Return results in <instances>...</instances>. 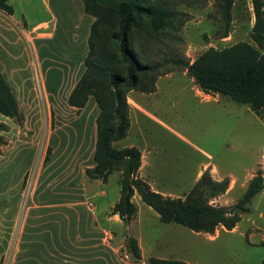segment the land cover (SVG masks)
Returning <instances> with one entry per match:
<instances>
[{"label": "rangeland", "instance_id": "rangeland-1", "mask_svg": "<svg viewBox=\"0 0 264 264\" xmlns=\"http://www.w3.org/2000/svg\"><path fill=\"white\" fill-rule=\"evenodd\" d=\"M30 1L36 3L38 0ZM148 1L172 11L175 16L171 27L148 45L147 56L152 61L181 59L192 63L210 48L223 50L239 43L256 46L252 39L256 22L252 0L234 1L232 25L227 37H223L222 0ZM12 26L15 32L11 52L19 60L20 74L28 76V84L38 91L33 65L26 69L23 63L27 58L34 63L35 55L22 30L16 24L12 23ZM106 31L107 28L103 27V41L106 40ZM145 33L144 39L147 37ZM17 39L21 41L18 43ZM56 44L58 49L49 44L45 53L51 62H62L64 50ZM0 57L8 58L4 42L1 43ZM164 71L152 95L128 92L130 109L136 103L144 111L138 113V118L129 113L132 126L126 144L135 145L144 153L146 180L163 195L174 198L186 195L208 170L216 180H230L229 190L214 203L225 207L235 205L242 199L252 177L258 170H264V119L257 117L248 106L228 97L202 92L183 67L168 65ZM52 85L55 88L56 84ZM24 107L22 105L21 112L26 119ZM29 118L34 120V117ZM0 121L10 127L5 134L7 146L0 156V222L7 221L11 226L15 220L24 219L27 206L33 203H76L67 182L49 180L48 175L37 179L39 173L47 171L49 163H45L50 147L45 142V132L35 142L33 131L24 127L19 132L12 129L19 125L1 114ZM52 156L53 152L50 159ZM74 181L79 186L84 178L77 174ZM87 184L93 189L90 196L97 195L87 204L90 206L94 201L100 210L108 208L121 191L120 176L116 173L112 174L107 186ZM104 191L107 195L101 196ZM134 204L138 212L131 228L124 224L112 230L110 245L115 249L117 264L134 262L128 244L131 236L139 242L147 259L180 260L189 264H264V191L253 199L251 211L242 216L234 230L220 227L213 235L161 222L158 214L139 195ZM8 243L7 261L15 251L14 240ZM62 248V228L53 227L54 252L60 253ZM61 261L57 257L51 259L50 264H60ZM45 263L37 246L35 264Z\"/></svg>", "mask_w": 264, "mask_h": 264}, {"label": "trees", "instance_id": "trees-1", "mask_svg": "<svg viewBox=\"0 0 264 264\" xmlns=\"http://www.w3.org/2000/svg\"><path fill=\"white\" fill-rule=\"evenodd\" d=\"M9 1L0 0V10L13 15L14 8ZM234 1H221L220 13L225 27L223 37L230 33ZM83 4L85 12L94 18L89 38L90 51L85 61V72L71 92L68 105L80 112L89 97H94L99 108L93 157L95 167L86 169L85 175L106 184L112 174L120 172V199L112 213L125 224H130L137 216L133 197L138 194L163 223L182 225L195 233L210 235L220 227L234 230L242 216L251 211L253 199L264 190L262 170H258L251 179L242 199L231 207L214 203L229 190L230 180L216 181L208 171L183 198L165 197L153 191L150 184L139 177L142 166L140 150L136 147L116 148L114 143L124 140L131 126L128 92L154 93L157 81L168 65L185 68L204 93L228 97L248 106L257 117L264 119V0H252L256 17L252 39L256 46L239 43L223 50L210 48L192 63L181 59L157 62L147 56L148 45L171 27L175 18L172 11L151 5L148 0H83ZM103 27L107 28L105 41L101 34ZM0 114L14 120L21 129L24 127L25 117L16 91L2 65ZM9 131V125L0 121V155L7 146L5 134ZM51 153L52 148L49 147L45 163L50 161ZM128 244L137 264H189L157 258L143 262L137 240L128 237Z\"/></svg>", "mask_w": 264, "mask_h": 264}, {"label": "crops", "instance_id": "crops-1", "mask_svg": "<svg viewBox=\"0 0 264 264\" xmlns=\"http://www.w3.org/2000/svg\"><path fill=\"white\" fill-rule=\"evenodd\" d=\"M9 4L14 8L13 15L0 10V48L4 42L8 56L4 59L0 57V63L16 91L20 109L22 110V105L25 106L27 116L24 128L34 132L35 142L38 136L45 132V142L53 152L46 168L49 173L41 172L37 179L48 175L49 180L53 178L67 182L71 187V197L76 203H33L27 206L24 219L15 220L11 226L7 221H1L0 264H35L37 246L40 257L46 261L45 264H50V260L57 257L62 260L60 264H117L119 261L114 247L110 245V239L113 237V227L125 224L118 215L112 213L120 194L103 210H100L94 201L90 206L87 204L97 197L90 196L93 189H89L87 183L91 182L97 187L107 186L112 176L104 184L85 175L86 169L95 167L93 157L97 142L99 108L94 97H89L87 105L80 112L68 105V98L86 69L85 61L90 51L89 38L94 18L85 12L83 0H38L36 3L30 0H10ZM10 22L22 30L24 39L31 45L36 61L33 63L27 58L23 63L26 69H31L33 65L39 84L38 91L28 84V76L27 79L20 74L21 68L17 66L19 60L11 52L14 48L15 30ZM17 41L19 43L21 39ZM56 43L64 50L62 62H51L45 53L46 49L50 48L49 44L51 48L58 49ZM3 50L5 52V49ZM53 83L56 84L55 88ZM143 111L139 104L135 103L131 109L129 104V113H134L135 118ZM29 116L34 117V120ZM12 129L19 132L20 126L14 125ZM129 131L124 140L114 143L116 148L135 147L126 144ZM141 154L139 177L146 180L147 162L144 153ZM85 163L88 164L86 168ZM262 171L264 178V170ZM115 173L121 177L120 172ZM77 174L84 178V182L79 186L74 181ZM150 186L153 191L160 193L151 184ZM100 195L106 196L107 192L104 191ZM137 195L133 197V202ZM36 211L40 213L37 214ZM134 219L125 225L131 228ZM59 226L63 232V248L60 253H55L53 227ZM12 240L15 243V251L11 260L7 261L8 242L12 243ZM138 245L141 249L139 242ZM141 254L143 262L151 259L145 258L142 249ZM128 264L137 263L134 261Z\"/></svg>", "mask_w": 264, "mask_h": 264}, {"label": "water", "instance_id": "water-1", "mask_svg": "<svg viewBox=\"0 0 264 264\" xmlns=\"http://www.w3.org/2000/svg\"><path fill=\"white\" fill-rule=\"evenodd\" d=\"M114 88V87H113Z\"/></svg>", "mask_w": 264, "mask_h": 264}]
</instances>
